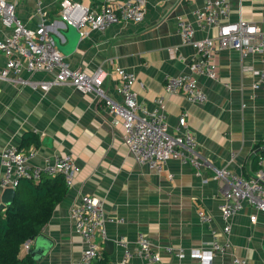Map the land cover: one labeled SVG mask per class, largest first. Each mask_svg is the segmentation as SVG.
Wrapping results in <instances>:
<instances>
[{
	"label": "crops",
	"instance_id": "0c3cea01",
	"mask_svg": "<svg viewBox=\"0 0 264 264\" xmlns=\"http://www.w3.org/2000/svg\"><path fill=\"white\" fill-rule=\"evenodd\" d=\"M9 1L27 27L40 24L35 0ZM61 1L42 3L48 30L70 65L88 74L99 66H119L135 73L134 91L148 108L165 94V78L189 72V63L197 56L194 47L183 43L178 19L192 23L196 39L215 37L218 32L201 28L194 17V11L203 8L206 0H147L142 23H121L80 39L77 30L62 20ZM82 2L99 6L105 0ZM228 2L230 21L244 19L264 32V0ZM9 34L0 21V39ZM172 48L177 49L174 57ZM215 59L218 80L197 76L207 95L206 103L193 104L183 95H166L170 132L177 133L179 118L186 114L187 126L196 136L205 162L200 174L176 158L163 173L138 165L124 145L122 123H115L92 93L71 86L44 92L39 82L51 77L44 72L11 71L9 79H0V177L1 154L9 147L36 151L32 165L70 153L79 168L73 186L67 187L64 199L39 234L44 241H29V249L22 247L21 257H29L30 264H80L85 244L74 230L71 209L82 195H88L98 198L106 213L108 238L97 242L101 255L108 254L110 264H117L124 255L117 238L124 237L133 250L141 233L162 260L150 263L134 257L126 264H201L189 256L179 259L169 255L165 248L188 254L201 250L214 238L225 245V251L215 254L213 264H235V258L246 264H264V211L245 205L232 219L230 234L222 235L219 207L226 184L215 177V170L221 168L245 178L254 177L260 169V158L264 157V152H258L264 147V93L253 86L259 80L263 56L242 57L235 50L217 46ZM6 62V56L0 54V67ZM21 79L31 82L22 83ZM105 86L113 99L121 101L116 79L110 77ZM170 173L173 179L168 177ZM3 192L0 187V204ZM199 210L209 213L212 220L203 223ZM251 216L256 217L255 222Z\"/></svg>",
	"mask_w": 264,
	"mask_h": 264
},
{
	"label": "built area",
	"instance_id": "2783aa9c",
	"mask_svg": "<svg viewBox=\"0 0 264 264\" xmlns=\"http://www.w3.org/2000/svg\"><path fill=\"white\" fill-rule=\"evenodd\" d=\"M35 2L42 21L36 28H29L19 18L9 0H0V21L10 30L7 37L0 39V54L7 58L6 64L0 67V79H9L11 71L16 74L24 70L29 74L44 72L51 76L39 82V87L44 92L57 86H71L80 92L94 94L104 104L113 121L122 123L123 142L134 161L158 173H163L169 161L175 158L190 164L198 174L204 168L205 162L198 151L196 136L187 126L186 114L179 118L177 133L174 135L170 132L166 95L179 94L193 104L206 103L207 95L197 76L215 81L219 79L215 59L217 46L235 50L242 57L261 54L262 68L259 80L253 87L264 93V32L256 24L244 19L230 21L228 0H206L203 8L196 9L193 13L201 28L218 30L215 37L196 39L192 23L178 19V30L183 43L194 47L197 56L189 63V72L165 78V94L156 98L153 108L146 107L138 100L134 91L137 82L135 73L119 66L112 69L99 66L91 74L81 68H73L48 30L42 0ZM146 2L147 0H105L99 6H86L82 0H62L60 12L62 20L77 30L80 39H85L93 33L105 32L121 23H142L145 19ZM176 50L170 49L172 57L176 55ZM110 77L117 80V92L121 101L113 99L106 90L105 84ZM21 82L31 81L21 79ZM35 156L34 150L23 151L16 147L5 149L1 154L3 173L0 187L4 190H16L23 180L39 183L43 177L57 176L63 177L67 187L73 186L79 168L72 154L56 156L32 165L30 162ZM168 177L173 179L174 175L170 173ZM215 177L226 184L219 209L223 219L220 231L227 237L231 232L232 219L245 205L264 211V157L260 158V169L252 178H245L227 168L216 169ZM198 216L203 223L212 220L211 215L204 210H199ZM71 218L75 232L85 244L80 264H93L101 257L98 239L108 238L107 218L102 202L94 196L82 195L72 206ZM255 220L256 217L251 216V221ZM116 243L124 250V255L117 264H126L134 257L150 263H160L162 260L159 251L142 233L133 250L124 237L117 238ZM23 249L28 251V243L23 245ZM165 251L179 259L189 256L199 260L201 264H213L215 254L224 252L225 245L214 238L201 250L188 254L172 247L165 248ZM234 263L246 264V261L235 258Z\"/></svg>",
	"mask_w": 264,
	"mask_h": 264
},
{
	"label": "trees",
	"instance_id": "16d2710c",
	"mask_svg": "<svg viewBox=\"0 0 264 264\" xmlns=\"http://www.w3.org/2000/svg\"><path fill=\"white\" fill-rule=\"evenodd\" d=\"M66 193L62 176L43 177L39 183L20 182L14 202L0 212V264H30L29 257L20 256L23 245L41 233ZM93 264H110L108 254Z\"/></svg>",
	"mask_w": 264,
	"mask_h": 264
},
{
	"label": "water",
	"instance_id": "95a60500",
	"mask_svg": "<svg viewBox=\"0 0 264 264\" xmlns=\"http://www.w3.org/2000/svg\"><path fill=\"white\" fill-rule=\"evenodd\" d=\"M258 152H264V147H262ZM15 196H16V190L8 188L5 189L2 195V200H1V204H0V212H2L3 210H5L8 206H10L14 200H15ZM44 236L43 235H38L36 237L31 238L30 241H34L36 239V241H44Z\"/></svg>",
	"mask_w": 264,
	"mask_h": 264
}]
</instances>
